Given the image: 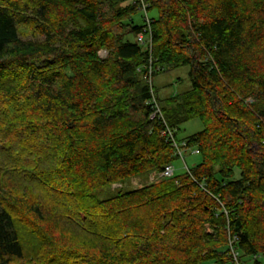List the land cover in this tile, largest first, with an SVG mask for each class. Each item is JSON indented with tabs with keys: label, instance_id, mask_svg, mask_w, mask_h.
Instances as JSON below:
<instances>
[{
	"label": "trees",
	"instance_id": "obj_1",
	"mask_svg": "<svg viewBox=\"0 0 264 264\" xmlns=\"http://www.w3.org/2000/svg\"><path fill=\"white\" fill-rule=\"evenodd\" d=\"M143 4L151 52L136 43ZM150 60L154 77L189 68L186 92L162 102L154 90L202 162L125 192L178 160L149 119ZM196 119L202 132L179 140ZM30 183L40 192L16 187ZM232 253L264 264V0H0V264H235Z\"/></svg>",
	"mask_w": 264,
	"mask_h": 264
},
{
	"label": "rangeland",
	"instance_id": "obj_2",
	"mask_svg": "<svg viewBox=\"0 0 264 264\" xmlns=\"http://www.w3.org/2000/svg\"><path fill=\"white\" fill-rule=\"evenodd\" d=\"M145 13H140L136 20L139 24H143L145 21ZM149 17L152 18L153 14H149ZM144 18V19H142ZM117 31V30H116ZM24 38L28 40H43V38L35 37L34 33L31 30H26L24 33ZM101 59L108 58V52L103 50L99 54ZM154 87L156 88V92L162 102L166 99L186 92L191 88V82L189 78V68L184 67L178 70L169 71L165 73H161L156 77L153 76ZM204 125L201 120L196 119L189 121L179 128L178 139L185 140L193 135H196L202 132ZM185 163L178 159L174 163L175 167V176H180L186 172L185 167L193 168L194 166L200 164L202 162V157L200 155H194L190 152H186L184 155ZM186 165V166H185ZM160 180H154L153 176H144V178H133L128 181L123 190L125 192L129 190L140 189L146 185L151 183H159ZM25 185V186H24ZM16 187H20L19 189L29 188L30 190H34L36 192H40V187L35 183H30V185L26 184H18ZM122 189L121 185H114L111 188H105L98 192L97 197L100 200H104L115 196ZM235 264H241L239 258H235V255L232 253ZM237 259V260H236ZM264 261V259H263ZM207 264H214L213 262ZM243 264H254V260L252 257H244Z\"/></svg>",
	"mask_w": 264,
	"mask_h": 264
},
{
	"label": "built area",
	"instance_id": "obj_3",
	"mask_svg": "<svg viewBox=\"0 0 264 264\" xmlns=\"http://www.w3.org/2000/svg\"><path fill=\"white\" fill-rule=\"evenodd\" d=\"M147 10L148 6L146 4L142 5V11L145 13V24L147 26L148 30V35L144 33H140L136 36V43L139 44L140 46L144 47L145 49H148L150 52L152 50V35H151V20L149 16L147 15ZM153 66H152V60H150L149 67L147 68V72L144 75L145 81L149 84L151 93H152V98L148 102V105L151 108V113L149 116V119L151 121H161V123L165 126V129L162 132V136L166 137L173 145L175 149V155L178 159H181L185 163L184 155L186 152H190L191 154L194 155H199L200 152L197 148H190L186 141H178L175 135V132L169 128L166 124L164 114L162 111V107L157 100V97L155 96V90H154V82H153ZM186 166V165H185ZM186 171H189L188 167H185ZM153 179L155 180H162V179H170L175 176V167L174 165L167 166L163 172L159 174H152ZM235 258L237 256L235 255ZM237 260V259H236Z\"/></svg>",
	"mask_w": 264,
	"mask_h": 264
}]
</instances>
